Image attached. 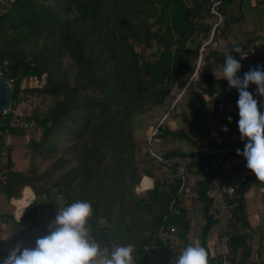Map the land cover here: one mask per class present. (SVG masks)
Here are the masks:
<instances>
[{"label": "trees", "instance_id": "16d2710c", "mask_svg": "<svg viewBox=\"0 0 264 264\" xmlns=\"http://www.w3.org/2000/svg\"><path fill=\"white\" fill-rule=\"evenodd\" d=\"M263 1L256 2L260 4ZM245 2L246 0L0 1V34L7 29L18 34V37L6 41L0 47V65L6 61L3 66L8 67V71L1 70L2 74L5 78H13V105L23 112L24 107L22 110L21 105H25L32 95L39 93L43 98L31 114L24 113L30 127L41 129L38 139L33 136L26 141L32 154L37 153L41 147L46 148L45 144L68 118L80 127L77 129L74 125L68 132L77 136L84 134L89 122L82 123L83 118L89 121L86 113L91 114L98 106L109 118L100 124L99 129L108 135L109 128L116 119L114 115L118 114V110L112 111V105L123 103L127 106L125 115L129 125L125 143L133 151L134 143L140 140L147 163L138 177H135V167L131 168V181L139 186L143 175L154 180L151 189L136 193L143 194L137 197V204L147 211L155 210V213L147 225L142 226L146 231L137 237L139 243L132 244L135 248V264H173V259L189 243L198 244L207 250L209 264H264V228H251L245 212L244 192L256 178L250 169L244 180L237 185L239 197L235 201L237 205L232 216L227 218V227L223 231L225 242L213 248L207 240L218 220L213 214H209L214 202L208 192L216 189L218 184L231 181L234 171L235 175H239L242 166L247 164L236 151L245 147L237 123L240 118L237 106L239 92L235 88L230 89L226 79H219L224 61L228 54L236 56L242 64L237 74L241 78L257 65H264V45L259 53H253L249 45L250 39L238 42L229 40L232 26L243 20L244 10L250 5ZM237 3L238 13L234 8ZM71 11L75 13L73 17H61L62 12ZM218 17L220 22H217ZM41 36L43 45L40 50H26L17 45L19 38ZM89 38H94L95 42L92 43ZM46 39H50L51 45L46 44ZM212 42L218 43V46H211ZM137 46L140 51L135 50ZM236 47L243 50L245 58L237 55L234 51ZM55 48H60L74 61L77 67L74 85H69L64 77L60 80L55 77L54 62L60 57ZM146 50H150L148 54L144 53ZM216 69L221 71L220 74H214ZM194 76L198 77L197 81ZM32 78L37 79L36 85L29 84ZM256 87L252 84L248 90L255 95ZM19 91L24 93L22 98L16 96ZM81 91L99 92L103 99L97 102L89 98L80 103L77 94ZM174 91L182 93L179 100L172 104L169 98L175 97ZM193 91L197 96L185 102L188 94ZM122 93H125L124 99L120 102L118 95ZM47 96L50 98L46 99ZM206 98L213 103L214 112L227 121L229 116L232 117L231 123L238 135L230 132L218 135L213 131L206 132L209 127L203 125L208 120V114L195 103L197 99L203 102ZM256 98L260 101L258 96ZM188 112L192 116L188 117ZM177 114L181 115L185 124L180 122L178 126ZM143 117L154 120L148 125V133L151 135L154 132L150 141L160 137L164 141L184 139L190 145L189 149H165L158 155L167 159L168 164L157 161L149 153L148 148L153 151L155 149L147 143L148 139L136 138L134 135V123ZM186 126L190 129L187 130ZM0 128L7 134L5 127ZM9 131L18 135L23 132L14 129ZM99 149H102L101 144L95 148L90 145L87 156L95 157L90 153L94 150L93 154H96ZM234 155L241 157L239 163L235 164L237 170L234 169V162H230ZM219 156L223 158V162L217 167L197 172L196 195L189 196L191 188L177 194L179 177L174 167L178 162L191 168ZM102 158L103 155L99 154L94 168L83 176L80 184L75 182L79 170L71 169L54 183V195L50 190L42 192L53 197L62 196L63 207L77 200L91 202L95 210L89 221L91 234L102 246L111 249L123 245L119 239L127 228L125 198L123 191L107 196L105 191L100 190L101 187H107L106 168L99 164ZM5 161L3 175L6 177V184L0 192L3 191L9 200L18 194L20 187L27 185L30 177L24 171L14 169L10 154L6 155ZM133 187L128 192L136 196ZM172 200V208L179 211L178 216L169 210ZM186 201L203 205V221L199 233H196L195 223L187 213ZM36 204L33 202L30 206L34 207ZM99 219H104L107 224L96 229ZM163 223L176 224V238L166 243L159 241L156 251L152 256H147L144 245Z\"/></svg>", "mask_w": 264, "mask_h": 264}, {"label": "rangeland", "instance_id": "374dc122", "mask_svg": "<svg viewBox=\"0 0 264 264\" xmlns=\"http://www.w3.org/2000/svg\"><path fill=\"white\" fill-rule=\"evenodd\" d=\"M247 2H250V0H246L245 4H247ZM233 6L234 4L231 5V7ZM260 7L262 8V12H259L257 10L256 12L257 14H259V17H262L261 15L262 13L264 14V7ZM234 8L238 13V3L237 5L235 4ZM246 10H248V8H245L244 11ZM232 13L234 14V11H232ZM74 14L75 13L73 11H71L70 13L62 12L61 17L71 18L74 16ZM133 17V19L137 21V18L135 16ZM217 22H220V17H218ZM254 27L257 28L256 26ZM247 29L248 27H246V25L244 26V28L241 24L233 25L229 40L233 42L247 40L249 34L254 32L253 30H250L252 31L250 32ZM16 37H18V34L15 33L12 29L3 31L0 34V47L4 46L6 41L12 40ZM89 39L92 41V43L95 42L94 38ZM45 42L48 46L51 45L50 39H46ZM17 45L23 46L26 50H40L43 45V37H27L26 39L19 38ZM211 46L216 47L218 46V43L212 42ZM251 48L254 50V44ZM54 50L56 53L60 54L59 59L54 62V69L56 70L55 77L59 80L64 77L69 85H74L76 80L75 73L77 71V67L74 61L68 56L67 53L61 51L60 48H55ZM135 50L140 51V47H135ZM149 51L150 50H146L144 53L148 54ZM220 72L221 71L219 69H216L215 73L220 74ZM194 79L195 81H197L198 77L194 76ZM37 83L38 81L36 78H32L29 80L30 85H36ZM179 93L182 92L180 91ZM124 94L125 93L118 95V101H123ZM177 95L178 93H176L175 99H177ZM102 96L103 95L99 92L91 91H81L77 94V98L80 103L88 101L89 98H92L98 102L103 99ZM196 96L197 93L195 91L189 93L188 98L185 99V102H187L188 99H192ZM49 98L50 96L46 97V99ZM42 99L43 98L39 93H35L30 98H28L25 105H21V109L22 107H24L25 112L22 109L23 112L31 114L34 107L40 104ZM206 99H204L205 101L203 102L198 99L195 100L196 106L205 109L208 114L206 116V120H208L205 121V124L203 125L209 127V129L206 128V132L213 131L215 135H218L224 132V126H227L230 132L234 131L233 123L225 120L219 113L214 112L213 103ZM205 102L207 103V105ZM182 103L184 104V102ZM126 108L127 106H125V104L123 103H115L114 105H112V111L114 112L118 110V114L114 115L116 119L111 124L108 135H105L104 132L99 129L100 124H102L103 121L109 118L106 115L107 113L102 112L100 106H98L92 111L91 114L89 112L86 113L88 114L86 115V117H89V121H86L85 117L83 118L82 123L89 122L84 134L82 133L80 136L71 135L68 130L72 126L75 125L77 129L80 127L70 118H68L64 121L61 128L55 133V135L51 137V139L45 144L46 148L41 147L37 153L32 154L30 148L27 147L26 141L28 140V138L33 136L38 139L41 135L40 128L29 127L23 130V132L19 135L13 133L4 134V136L2 137V142L5 150V155L10 154L12 158L14 169L22 170L27 176L30 177L27 185L24 186H27L28 188L26 190H28L29 192L32 191L33 195H35L36 197H43L45 195L44 193L46 192H42V190H50L51 193L55 194L56 187L54 186V183L62 179L66 173L71 171V169L77 168L79 170V176L75 182L80 184L83 176L87 175L94 168L95 163L97 162L96 158L99 156V154H102L103 158L99 161V164L101 165V167L106 168L105 175H107V177L105 178V180L107 187L106 189L104 187H101L100 190L105 191L107 196H110L115 192L119 193L120 191H123L122 194L125 198L124 203L126 209L125 217L127 228L122 233L119 240H121V243L123 245H137L139 243V241H137V237H139L142 232L146 231V229L143 230L142 226L147 225V223L152 218L153 213H155V210L147 211L145 208H142L137 204V197L143 194L136 193L140 190L142 191L145 188L144 186L147 185L150 180L144 178V182L140 184V186H138V183L134 185V182L131 181V168L135 167V177H138V175H141L143 173V167H145L147 163L145 162V153L143 152V147L141 146L142 143L140 140L137 143H134L133 151H131L132 148L130 147V145L125 143L126 131L129 125V120L125 115ZM177 115L178 126L179 124H181L180 122L185 124V122L182 120L181 115ZM187 115L188 117H190L192 116V113L188 112ZM153 122V119H147L146 117H143L142 119H140V121L138 120L137 123H134L135 126L133 127V131L135 132V137L147 139L150 135L148 133V125L152 124ZM185 128L187 130L190 129L188 128V126H186ZM10 138L12 139V145L10 142ZM147 143H149L152 148L154 147L156 154L163 153L165 149L178 148L180 150H188L190 147V145L184 139L181 140L179 138L164 141V139L160 137L156 138V140L153 139L150 142L147 141ZM100 144L102 149L97 150L96 154H93L94 150L92 151V153H90L93 156L95 155V157L87 156V151L90 145L95 148ZM147 180L148 182H146ZM24 186L20 187L18 194L14 197L22 196V189ZM132 187L136 196H132L128 192V190L132 189ZM254 187H256V184L254 185ZM250 190L252 191L251 188ZM0 193H3V191H1ZM57 199L61 200L59 202L62 205L64 204L62 196L57 197ZM106 224L107 222L104 219H99L96 223V229H99Z\"/></svg>", "mask_w": 264, "mask_h": 264}, {"label": "clouds", "instance_id": "9594fccd", "mask_svg": "<svg viewBox=\"0 0 264 264\" xmlns=\"http://www.w3.org/2000/svg\"><path fill=\"white\" fill-rule=\"evenodd\" d=\"M234 51L242 59L246 57L241 48L236 47ZM241 68L240 60L228 54L219 79H226L230 89L235 88L239 92L237 106L240 118L237 123L245 147L243 150L238 148L237 154L245 158L247 168L258 180L264 181V112L260 103L264 99V65L245 72L243 78L237 75ZM252 84L257 86L255 95L248 90ZM256 96H260V101ZM228 120L231 122L232 117L229 116ZM223 131H229L227 126ZM141 182L142 179L139 186ZM94 211L92 203L86 200L58 208L48 233L37 239L35 247L17 245L0 264H135L132 244L109 249L101 247L93 238L89 221ZM173 264H209V254L203 246L189 243L173 259Z\"/></svg>", "mask_w": 264, "mask_h": 264}, {"label": "crops", "instance_id": "0c3cea01", "mask_svg": "<svg viewBox=\"0 0 264 264\" xmlns=\"http://www.w3.org/2000/svg\"><path fill=\"white\" fill-rule=\"evenodd\" d=\"M256 1L257 0H250V5L247 7L248 10L245 11L244 18L239 23L243 28L246 25L248 31H254H250L252 33L249 32L250 34L248 36V40H251L249 45L253 53H259L264 45V14L262 13V17H259V14L256 12V10L262 12L260 6L264 7V1L260 4ZM253 44L254 50L251 48ZM260 103L264 112V99L261 100ZM234 131H236L235 127ZM11 140L10 138V142ZM234 150H236V148H234ZM231 158L230 162H234V169L237 170L235 164L239 163L241 157L234 155V157L232 156ZM242 160L247 163L244 157ZM244 172H247L246 164L240 169L239 173L241 176H239L240 174L235 175L234 171V179L242 177ZM255 184L256 187H254ZM27 188V186H24L22 189V197L26 195H28V197H33V192H28L26 190ZM53 195L36 197L34 202L37 204L34 207L29 205L30 207H25L20 213H15L14 206L11 204L10 199H7L4 192L0 193V261L7 257L10 251L17 245H22L25 248L35 247L37 239L48 233L49 226L55 219L58 208H63V205L59 202L60 200L55 196L53 197ZM20 199L21 197L13 198V202L19 206V210L23 208L20 204ZM244 200L246 218L250 227L255 230L264 228V181H259L256 177L251 186L244 192ZM185 206L187 213L195 223L196 233H199L200 225L203 221V205L199 202L190 204L189 201H186ZM209 214H213V217L218 218L217 223L212 227L207 237L209 246L214 248L225 242L226 237L223 231L227 227V217L216 204L212 205ZM95 240L98 242L97 239ZM101 247L104 246L101 245ZM262 255L264 258V244L262 247Z\"/></svg>", "mask_w": 264, "mask_h": 264}, {"label": "built area", "instance_id": "2783aa9c", "mask_svg": "<svg viewBox=\"0 0 264 264\" xmlns=\"http://www.w3.org/2000/svg\"><path fill=\"white\" fill-rule=\"evenodd\" d=\"M3 1V0H0ZM6 61L3 62V65H6ZM3 65H0V73L2 74V71H8V67H4ZM3 75V74H2ZM11 86V91L13 95V78H6ZM17 98H22L24 96V93L22 91H19L17 93ZM260 98V96H258ZM180 93L177 95V99L179 100ZM216 98H218L216 96ZM177 99L169 98L171 103L177 102ZM165 117V116H164ZM163 117V118H164ZM5 127V132L7 134L10 133L9 129L14 130H25L30 127V122L28 119H26V115L24 112L19 111L14 105H13V96L10 103L9 108L3 111V113L0 115V127ZM154 133V132H153ZM152 133V134H153ZM3 130L0 128V189L4 187L6 184V177L3 175V166L5 165L6 161V155L5 150L2 147V136H3ZM152 134L148 136V142L150 141ZM230 134L238 135L236 131H232ZM149 153L152 157H154L157 161H162L166 164H168V160L161 157L160 155L156 154L155 151H153L151 148H148ZM223 162V158L221 156L216 157L212 159L210 162L198 164L196 166H193L191 168L187 167L181 162H178L176 164L175 171L179 177V186L177 189V194H181L185 189L191 188L190 192L188 193L189 196L196 195L197 192V186H196V178H197V172L202 169L204 171H209L211 168L217 167L219 164ZM248 174V168L247 172H244L242 174V177L239 179H233L229 182H226L225 184H218L216 186V189L213 191H209L208 195L213 198L214 204L218 206V208L226 215L227 218H230L232 216L233 210L237 203L235 202L236 199L239 197V193L237 190V185L244 180L245 175ZM241 176V174H240ZM144 178L150 179V185L148 187H145L144 189L152 188L153 187V179H151L148 176H143L142 181ZM194 188V189H193ZM22 197V196H21ZM35 200V195L30 199L29 203L26 204L22 209L19 210V206L13 202V199H10L11 204L14 206L15 213H20L25 207H27L30 203H32ZM172 202L169 205V210L176 216L179 215V211L176 210V208H172ZM15 215V214H14ZM177 233V226L174 223H168V224H160L157 229L152 233L151 239L148 240V243L144 245V249L146 251L147 256H152L153 252L156 251L157 244L159 241L166 243L167 241L174 240L176 238ZM219 251H221V247H219ZM143 264H149V263H143ZM156 264V263H153Z\"/></svg>", "mask_w": 264, "mask_h": 264}, {"label": "water", "instance_id": "95a60500", "mask_svg": "<svg viewBox=\"0 0 264 264\" xmlns=\"http://www.w3.org/2000/svg\"><path fill=\"white\" fill-rule=\"evenodd\" d=\"M11 100V86L8 80L0 73V115L9 108Z\"/></svg>", "mask_w": 264, "mask_h": 264}, {"label": "bare ground", "instance_id": "6f19581e", "mask_svg": "<svg viewBox=\"0 0 264 264\" xmlns=\"http://www.w3.org/2000/svg\"><path fill=\"white\" fill-rule=\"evenodd\" d=\"M146 182H148V180H147ZM142 183H143V182H141V184H142ZM149 184H150V181H149V183H148L147 185H145L144 187L148 186ZM31 193H32V192H31ZM32 195H33V194H32ZM32 195H30V196H32ZM31 198H32V197H28V195L21 197V199H20V204H21V206L24 207L26 204H28Z\"/></svg>", "mask_w": 264, "mask_h": 264}]
</instances>
